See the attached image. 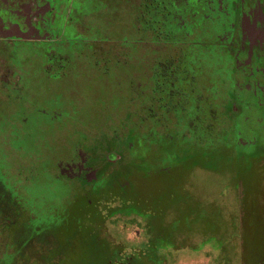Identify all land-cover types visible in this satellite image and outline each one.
<instances>
[{
  "label": "rangeland",
  "instance_id": "rangeland-1",
  "mask_svg": "<svg viewBox=\"0 0 264 264\" xmlns=\"http://www.w3.org/2000/svg\"><path fill=\"white\" fill-rule=\"evenodd\" d=\"M151 1L0 0V264H264V159L232 181L212 158L226 147L234 164L230 139L262 132L230 113L256 97L252 62L239 55L236 72L228 51L219 61L225 33L208 7L224 1L155 0L147 12ZM189 92L199 102L179 105ZM194 120L227 141L197 135L191 149L212 171L168 194L110 182L120 165L108 153L141 156L156 184L170 177L180 154L165 149L192 143Z\"/></svg>",
  "mask_w": 264,
  "mask_h": 264
},
{
  "label": "flooded vegetation",
  "instance_id": "flooded-vegetation-1",
  "mask_svg": "<svg viewBox=\"0 0 264 264\" xmlns=\"http://www.w3.org/2000/svg\"><path fill=\"white\" fill-rule=\"evenodd\" d=\"M222 1H224L225 4H222L221 6H218L215 9L211 10V8H209L207 6L208 9H210V11L214 12L213 17L216 19V21L215 20H213V21H214V23H217V26H218L217 28L220 30V34L225 33L224 38H222V40H220V42L218 44L219 49H221V53L217 54L219 61L223 62V64L225 63L223 61V52L228 51L230 54L229 60H231L233 62L236 61L234 70L236 72H239L238 68H237V62L241 59H238V56L239 55L240 56L243 55V57L245 55L248 56L249 60H251V62H252L251 63L252 66H251V78H249L247 80H253L256 82V94H255L256 97L251 102V104L249 102L245 103L244 106L237 104V103L231 104L230 105V109H231L230 113H233L234 118H237V116H238L237 114L239 112H242V114L246 113L251 117L253 116L254 120L260 121V126H262L261 127L262 132H258L256 134V136L258 138H256L255 141L260 142V145L258 147L259 149H264V143L263 144L261 143V138H260L261 135L263 134V131H264V0L263 1L262 0H222ZM206 2H209V0L205 1V3H204L207 5ZM209 4H211V1L209 2ZM225 5H226V7H225ZM218 10H219L218 17H222V19H220L219 23H218L217 14H216V12ZM234 70H232V71L234 72ZM227 71H229V70H227ZM244 71L248 72L250 70L244 68ZM191 74H192V71H190L189 68L184 69L183 76L187 75L188 78L186 79V81H187L189 86H191L190 83H191V80H193L190 78ZM171 76H173V74H171ZM171 84H168V90L169 91H172V88H170ZM169 91L166 95L167 96L166 98L168 99V101L173 102L174 98L178 97V96H176L178 94H175L174 90L172 91L171 94ZM183 91L186 93L185 90H183ZM234 92H235V89L232 91H231V89L228 90V93H231L229 97L232 100H233L232 96H233ZM179 95L182 97L181 94H179ZM188 95L190 96L191 92H189ZM189 96H187V98H189L187 100V102L185 99H182V102L191 103L189 101L190 99H192L195 102H199L198 98H197L198 96H193V95H191V97H189ZM227 97H228V94H227ZM234 99H236V98H234ZM232 105L235 106V110H233V111H232L233 107H231ZM189 108H191V107H189ZM259 116H262V117H260V120H259ZM193 118H195V117L193 116ZM192 124L193 125H190V124L187 125L188 130H189L190 135H191L190 138L192 140V143L187 141L188 138H182V140L185 141V146H187L188 148L191 147V144H192L193 148H195V149L199 148L198 143H201V141L199 142V140L201 138H197V135L200 133L204 136L203 142L206 140H209L211 138V140L209 142H211L213 140L215 143V140H216L218 144L220 143L219 148L221 147V145L230 144L231 150H234L231 153L235 154L234 155L235 160L237 161L238 159H240V160L243 159L242 161H247L248 156L242 154V152L240 153L239 151L242 148L252 147L254 144L257 143V142H254L253 140H251V141H249V143L243 144V143L238 142V138L236 137L233 140L230 139L228 144H227L226 140H225L226 142H224V144H222V142L224 140H221L222 139L221 136H217L216 134H213L211 132V130L208 132H206L207 130H203V131L200 130L202 124L206 127L205 122H203V121L199 122V121L194 120L192 122ZM205 127H202V128H205ZM209 129H210V127L208 128V130ZM253 129H254L253 127H250L251 133H255V130H253ZM234 142H235V145H234ZM241 145H243V146L241 147ZM222 150L226 154L227 148L224 147ZM190 151L193 152L195 150L190 149ZM106 155H107V161H110V162L118 161V164L120 165L119 169H122V167L126 163V162H123L125 160H123L122 157L118 158V157H116V154H114V153H108ZM138 157L142 158L139 155H138ZM105 164H106V162H105ZM114 171H116V170H114ZM189 178H190V175H187L184 179L185 180L184 183L187 182V180ZM168 193H166V194H168ZM171 199H173V198H171ZM198 203H199V201H198ZM176 205H182V203L179 199H176ZM180 213H181V211L178 212V214H180Z\"/></svg>",
  "mask_w": 264,
  "mask_h": 264
},
{
  "label": "trees",
  "instance_id": "trees-1",
  "mask_svg": "<svg viewBox=\"0 0 264 264\" xmlns=\"http://www.w3.org/2000/svg\"><path fill=\"white\" fill-rule=\"evenodd\" d=\"M154 2H156V1L155 0L151 1L150 7H146L147 12H150L149 10L151 7L154 6ZM164 6L165 5H163V8H164ZM171 8H174L173 5H171ZM176 9L177 10L181 9L180 11H182V8L177 7ZM163 70H165V73L166 72L168 73V71L166 69H163ZM173 73L180 74V71H172L171 70L169 75H168L170 79L172 77L171 74H173ZM183 73H184V70H183ZM165 76L166 75H163L162 77H165ZM157 78H158V75L156 76V79ZM162 80H166V79H162ZM159 86L163 87L164 89L166 88L162 82L160 83ZM168 91L169 90L167 89V91L165 93H163L164 96H165V94L167 95ZM179 102H180L179 105H181V104L184 105L182 100ZM182 109H183V107H182ZM136 144H138V143H136ZM191 148H192V146L189 148L187 146H185V142L182 143V142H177V141L175 142L174 141L173 143H171L170 148L165 149V152H166L165 158L168 161H169L168 158H170V156H171V155L168 156L169 153H171V152L177 153L178 152L180 155L177 159L173 160V162H171V164L168 165V167L173 170V172H171V176L166 177L164 180L159 182V184H156L151 180L150 176L152 175V171L146 172L141 167L143 160L138 156L134 157V160H132L130 163H125V165L122 167V169L116 170L115 173L111 175L109 180L111 183H117L118 181L122 180V178H126L128 180V178L131 179V177H135L133 180L135 182V184H137L138 186H143V188H140V189H148L151 191L163 190V191H165V193L173 192L174 191L173 187L177 186V185H179V186L183 185V183L185 181L184 180L185 177L188 175V173L190 175L194 169H196V168L197 169H207L209 171H212L211 168H208L207 166H204L203 163L202 164L200 163L201 155H199L196 152L197 149L194 148L196 151L191 152L190 151ZM220 153L218 152L219 155L217 154L216 156H212V158L218 159V160H219V158H222L217 162L223 164V167H225V169H226V172H224V173L230 179H232V181L237 179V177H239L240 175H241V178H243V179L248 178V176L251 174V169L253 170L257 167V166H255V164L258 160H260V157H262L264 159V149H257L254 153H251L250 156H248L247 161H242L243 159H241V160L238 159L237 161L234 160V164L232 163L233 165L232 164L230 165V163H228V161H227L228 157L226 156L224 151L221 150ZM254 166H255V168H254ZM133 170L134 171L136 170L137 174H135V172ZM92 193H95L96 195H98L101 193V191L99 189V191L95 190ZM166 263H167V261L162 260V262H160L159 264H166Z\"/></svg>",
  "mask_w": 264,
  "mask_h": 264
}]
</instances>
